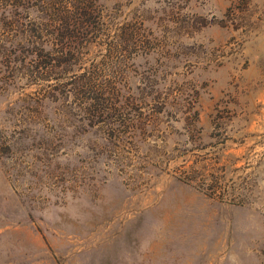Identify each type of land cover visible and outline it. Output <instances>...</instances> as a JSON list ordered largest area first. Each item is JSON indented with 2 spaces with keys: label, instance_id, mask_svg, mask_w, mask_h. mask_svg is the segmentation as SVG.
<instances>
[{
  "label": "rangeland",
  "instance_id": "374dc122",
  "mask_svg": "<svg viewBox=\"0 0 264 264\" xmlns=\"http://www.w3.org/2000/svg\"><path fill=\"white\" fill-rule=\"evenodd\" d=\"M0 264H264V0H0Z\"/></svg>",
  "mask_w": 264,
  "mask_h": 264
}]
</instances>
